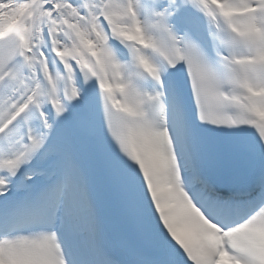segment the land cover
I'll return each instance as SVG.
<instances>
[{
	"label": "snow or ice",
	"instance_id": "obj_1",
	"mask_svg": "<svg viewBox=\"0 0 264 264\" xmlns=\"http://www.w3.org/2000/svg\"><path fill=\"white\" fill-rule=\"evenodd\" d=\"M0 264H264V0H0Z\"/></svg>",
	"mask_w": 264,
	"mask_h": 264
}]
</instances>
